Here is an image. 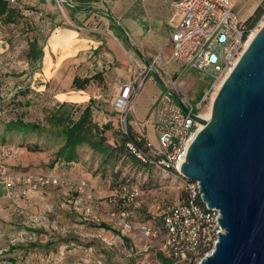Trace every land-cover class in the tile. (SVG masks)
<instances>
[{"label":"built area","instance_id":"obj_1","mask_svg":"<svg viewBox=\"0 0 264 264\" xmlns=\"http://www.w3.org/2000/svg\"><path fill=\"white\" fill-rule=\"evenodd\" d=\"M7 1L14 7L23 4L21 0ZM46 1L54 3L64 22L67 9L74 6L68 0ZM170 5L179 17L168 40L171 58L157 56L152 63L137 67L133 78L119 85L112 105L119 115L114 128L126 137L125 145L131 155L147 169L165 173L170 179L179 178L185 186V201L164 209L160 203L151 205L148 220L140 222L138 217L144 201L139 183L121 184L113 194L101 200L86 179L71 181L64 175L10 171L6 162L16 154L12 147H3L0 153V195L19 204L31 193L71 188L77 193L71 201L76 212L86 219L98 220L107 213L110 221L120 229L121 234L106 228L100 230L98 238L106 248L129 260L139 259L141 264H202L214 251L219 233L224 232L219 221L221 214L203 201L199 182L185 178L179 168L191 141L203 127L195 117L203 118L214 100L217 85L248 47L252 30L247 33L234 0H177L171 1ZM46 16L44 11L38 12L41 20L45 21ZM48 33V28L43 27L39 36ZM171 61L179 62L185 70L196 69L211 76L208 91L197 103L191 102L181 88L180 78L167 69ZM159 64L164 68L161 71L157 69ZM152 74L160 75L164 82L153 111L155 143L149 139L146 130L135 129L128 120L133 101ZM133 231L138 234L125 240L122 233ZM147 255H150L149 260Z\"/></svg>","mask_w":264,"mask_h":264},{"label":"rangeland","instance_id":"obj_2","mask_svg":"<svg viewBox=\"0 0 264 264\" xmlns=\"http://www.w3.org/2000/svg\"><path fill=\"white\" fill-rule=\"evenodd\" d=\"M136 1L138 2V0ZM106 3L104 2V4ZM254 4V1L244 2L243 0H238L235 1V9L244 18L249 14L251 11L250 7ZM136 6L138 7V3ZM113 14L115 15V11H113ZM67 19L66 21L69 22ZM263 20L264 14L252 30ZM14 30V26L0 23V34L4 39L13 37ZM14 47L15 51H20L18 58L8 56L0 59V79H2V81L0 80V153L3 147H12L16 151L13 158L6 162V166L10 171L17 172V169L24 167L25 172H44L42 168H45V173H52L51 169L56 162V151L51 154L52 158L49 162L44 160L45 153L52 152V149L50 150L49 147H46L51 144L41 142L43 147L46 145L44 152H31L25 147L22 148V146L26 142L31 141L30 138L35 137L34 134L27 135L24 138L18 136V133L9 134L5 131L6 124L14 118L29 121L35 114L34 109H36V112L38 111L39 117L42 118V105L48 100L47 97L49 98V94L46 95L44 92L37 93V91H42L43 89L37 85L38 83L35 88L33 84H29L31 82L29 76L32 74L35 81L39 69H30L33 68V64L29 63L26 53L27 46L23 36L15 39ZM38 65L39 62L34 65L35 68H38ZM33 70L35 71L33 72ZM64 70L62 69V72H65ZM184 70L182 69L183 73L181 74V78H184V81L180 82L181 88L188 94L191 102L195 104L200 100L201 95L208 91L210 87L208 81L211 76L196 69ZM112 72L125 79V77L133 75L134 69L128 66V69H113ZM23 73H26L24 76L26 78L22 77ZM18 76L22 77V79H19ZM12 80L22 84V88H12L15 85V83H10ZM104 80L105 77H96L93 83L88 86V90L92 91L91 98L96 101V105L100 106L99 108L105 111L106 114H112L111 119L107 118L108 123H110V130L106 132V137L110 144L113 145L115 143L116 146H119L122 144V138L120 133L114 128V125L117 127L119 122V115L113 111L112 105L115 98V89L104 86L102 90H98L99 86L104 84ZM41 83V85L48 84L47 82ZM63 83L67 91L78 92L68 77ZM51 86L48 84L49 90L47 91L52 93V96L53 93L60 91L53 83H51ZM97 90L100 92L97 93ZM93 95H98V97H93ZM88 103L68 102L70 107H73V111L75 110V113H77L76 117L80 113L76 110L84 109ZM29 106L31 107L29 108ZM32 108L34 109L30 110ZM105 113L95 111V116L99 119L98 116ZM128 120L129 122L135 120V116L131 111ZM100 121L101 123L107 122L104 120ZM102 125L104 126L105 124ZM142 125H147L150 131L149 139L155 143L156 139L151 132L153 128L152 122H142ZM44 139L46 140V137ZM84 153L86 159L83 164L74 166L81 169L82 175L79 173L78 179H85L87 176L93 175L91 183L96 191H101L93 192L101 200L104 199V197L100 198L103 195V191H107L108 195L113 194L117 183L129 177H131L133 183L147 182L148 188L142 190L144 203L142 210L139 212L138 221L140 222L148 220L149 206L160 203L162 209H164L167 206L179 203L185 195V186L179 178H177L178 181L175 180V177L170 179L165 173H156L157 175L153 177L154 180L152 177L147 178L146 168L143 166L140 168V165H137L126 154V151L119 155L118 160H113L115 167L113 169L106 167L103 174L99 168L100 158L94 156L91 151ZM58 169L59 171L55 172L56 175H64L71 181H77L73 180L77 178H72L67 173L66 166L61 165ZM75 169L72 171H75ZM76 195L77 193L73 192L71 188L63 191L53 188L47 191L31 193L26 199L19 202L22 206L19 210L14 203L0 195V264H141L139 259L129 260L120 256L115 250L106 248L100 242L98 233L102 228V224L110 227L114 226L119 231L120 229L109 220L103 221V219L98 220L93 217L86 219L84 215L76 212L71 202ZM137 234V231L129 234L122 233L124 238L129 240ZM37 243L42 244V246L34 247ZM147 258L149 260L150 255H147ZM153 264L155 263L153 262Z\"/></svg>","mask_w":264,"mask_h":264},{"label":"water","instance_id":"obj_3","mask_svg":"<svg viewBox=\"0 0 264 264\" xmlns=\"http://www.w3.org/2000/svg\"><path fill=\"white\" fill-rule=\"evenodd\" d=\"M182 175L220 211L223 233L202 264H264V24L222 83Z\"/></svg>","mask_w":264,"mask_h":264},{"label":"crops","instance_id":"obj_4","mask_svg":"<svg viewBox=\"0 0 264 264\" xmlns=\"http://www.w3.org/2000/svg\"><path fill=\"white\" fill-rule=\"evenodd\" d=\"M22 1H25L30 7L32 6L44 10L45 14L49 15L50 18L54 20L59 19L52 1ZM68 1L74 5L67 9L68 19H66L69 20V22L66 20L65 22L63 21V24L61 23V25L56 26L54 30L45 36L44 42L40 40V43L43 45V59L39 62L38 68H35V64L29 61L30 64H33V68H30V66V69H39L35 81L32 74L29 76V79L31 80L29 84H33V87L35 88L38 83L37 85L39 87L41 86L43 89L42 91H37V93L44 92L46 95L49 94V98L47 97L48 100L42 105L43 108H52L59 103L70 102L59 98L61 95L69 93V91L65 89L63 83L67 77L72 84L75 77L80 79L89 78L97 73L107 74L110 72L108 70L111 69H128V66L133 67L135 73L137 67L152 63L157 56H161L163 59L171 58L172 52L167 43L179 17L175 9L170 5V2L177 0H138V2L136 0H109L106 4L99 0ZM235 1L238 0H234V4ZM243 1L255 2V4L250 7L251 11L246 17L243 18L238 14L242 20L246 21L253 15L263 0ZM137 3L138 7L136 6ZM113 11H115V15L113 14ZM19 29V26H15V30L12 34L13 37L10 38L4 39L3 36L0 35V59H4L8 56L18 58L20 51H15L14 42L15 39L18 38L17 36H19ZM57 30L70 31L69 33H74V35L67 33L63 38V41L66 42L68 46H66V48L59 47L57 51H54L50 44V40L53 33ZM39 38L41 37L39 36ZM47 50L51 53V58L55 65V67H52L53 70L50 77H47L45 73L46 64L44 60L47 57ZM26 53L28 52L26 51ZM62 69H65V72H62ZM161 69L164 68L159 64L158 70L161 71ZM167 69L180 78L181 83L184 81V78H181V74L183 73L182 69L185 68L179 62L171 61ZM34 71L35 70H33V72ZM134 73L133 75L125 77L124 80L129 81L132 79ZM23 74L22 77L26 78L24 77L26 73ZM22 77H19V79H22ZM0 80L2 81V79ZM106 80V83L112 86L111 88L115 89L116 97L120 89L119 85L123 82V77L120 80L116 78L115 74H112ZM41 82H47L50 86L51 83H53L60 89V91L55 94L53 93L52 96V93L47 91L49 90L48 84L41 85ZM10 83H15L12 88H22V84L17 81L12 80ZM103 88L104 84L100 85L98 90H102ZM163 89L164 82L160 78V75L152 74L147 79L138 97H136L131 105L130 111L133 112L135 116V120L132 121L135 129L139 130L140 128H143L146 130L148 136L150 134L149 128L147 125L143 126L142 122L151 121L153 126L154 107L158 97L163 92ZM85 92H89L90 97L83 103L89 102L92 93V91L88 89L85 90ZM99 92L100 91L97 93ZM93 97H98V95H93ZM141 103L143 104L141 105ZM30 107L31 106H29V108ZM33 109L34 108L30 110ZM33 111L35 114L31 117V121H37V118H39L40 115L38 111L36 112V109ZM98 117L100 120H107L104 115ZM151 132L156 139L154 128H152ZM53 152L55 151L52 150L51 153H45L44 160L49 162L52 158L51 154ZM61 165H63L62 161H56L51 169L52 173L46 174L56 175L55 172L59 171L58 168ZM24 169L25 168L23 167L17 170L25 172ZM70 169L71 171L67 170V173L72 178H77L73 180H79L78 177L81 174V169L74 166ZM73 169H75V171H72ZM42 170H44V172L37 171V173H45V168H42ZM86 178L92 179L93 176L90 175ZM97 192L101 191H96V193ZM107 193V191H103V195H101L100 198L109 197L110 195ZM101 219H103V221H110L107 213H103Z\"/></svg>","mask_w":264,"mask_h":264},{"label":"trees","instance_id":"obj_5","mask_svg":"<svg viewBox=\"0 0 264 264\" xmlns=\"http://www.w3.org/2000/svg\"><path fill=\"white\" fill-rule=\"evenodd\" d=\"M39 11L44 10L32 6L30 7L27 3H25V1H23L22 7H14L11 6L7 0H0V23H2V25H11L14 27L19 26V28H21L20 30H18L19 36L17 37H24L25 44L27 46L28 60L34 64H36L37 62H41L43 59V45L40 42H44L45 36H40L41 38H39L40 30L43 27H46L48 28L50 33L56 26L61 25V23L64 21V19L57 11L56 12L59 19L54 20L50 18L49 15H47L45 21H43L38 17ZM263 14L264 0L255 10L253 15L245 21L247 33H249L252 28H254ZM112 71L113 69H111L107 74L97 73L89 78L84 79L75 77L73 80V87H75L77 90L85 91L86 89H88V86L93 83V80L96 77L102 76L105 77L104 86H109V88H111L112 86L106 83V79L113 74ZM114 74L117 79L121 80L122 77L117 75V73ZM127 81L128 80H124L123 78V82ZM99 107L100 106L96 105V101L93 98H90L89 103L86 105V107H84V109L76 110L80 112L76 117L77 113H75V110L73 111V107H70L68 102H62L50 109L43 108L41 115L42 118H37V121H31V119H29V121L18 118L12 119L6 124L5 131L9 134L18 133V136H22L24 138L27 135L34 134L35 137L30 138L31 141L26 142L25 145L22 144V148L25 147L28 149V151L31 152H44L46 145H44L43 147V145L41 144H51L50 146L47 145L46 147H49L50 150L52 149L56 151L55 160L59 162L62 161L67 170H70V168L75 165H82L83 161L86 159L84 152L88 153L89 151H91L94 156H98V158H100L99 168L102 174L105 172L106 167L113 169L115 167V163H113V160H118L119 155L123 154V152L125 151L126 154H128V156L137 163V165H140V168L141 166L145 167V165L138 161L133 155H131V153L127 149L125 145L126 137H123L120 134L122 138V144L119 146H116L115 143H113L112 145L108 142L106 132L110 130V123H108L109 121H107V118L111 119L112 114H106L105 111H103ZM95 111L105 113L104 117H106L107 122L101 123L100 118L98 117L99 119H97V116H95ZM102 124L105 125L103 126ZM44 137H46V140L44 139ZM145 168L147 178H153L155 175H157V172H155L154 169H147V167ZM15 173L25 174L31 172H20L17 170V172ZM85 179L90 183L92 190L95 191V188L91 183L92 179ZM131 182V177H129L128 179L117 183L116 188L121 184H128ZM139 185L141 187V190H145L148 188L147 182H139ZM59 190L63 191L65 189L61 188ZM72 191L75 192L74 190ZM186 196L187 194L185 191V195L180 202L185 201ZM11 202L14 203L13 201ZM14 204L17 209L18 207L22 208L20 204ZM101 227L114 230L117 233L121 234V232L115 229L114 226L110 227L106 224H102ZM125 240L128 241V239L126 238ZM41 246L42 244L40 243L34 245V247Z\"/></svg>","mask_w":264,"mask_h":264},{"label":"bare ground","instance_id":"obj_6","mask_svg":"<svg viewBox=\"0 0 264 264\" xmlns=\"http://www.w3.org/2000/svg\"><path fill=\"white\" fill-rule=\"evenodd\" d=\"M264 24V20L261 21V23L252 30L249 39H248V45L250 44V42L252 41V39L255 37V35L257 34V32L260 30V28L262 27V25ZM70 31H61V30H57L53 33V36L50 40V44L53 47L54 51H57V49L59 47H63L66 48V46H68L66 44V42L63 41V38L65 37V35L68 33L70 35H74V33H69ZM46 67H45V73L47 75V77H50L52 74V67H55L53 59L51 58V53L48 52L47 50V57L44 60ZM57 70V69H55ZM229 74V73H228ZM227 74V75H228ZM227 75L224 77L223 80H221V82L217 85L216 90L214 92L213 98L215 99L217 92L219 91L222 83L224 82V80L226 79ZM90 97V93L89 92H85V91H78V92H69L67 94H63L61 95L59 98L62 100H66V101H70L72 103H83L84 101H87ZM212 115V103L209 104L207 111L203 114V118L206 120H209L211 118Z\"/></svg>","mask_w":264,"mask_h":264}]
</instances>
